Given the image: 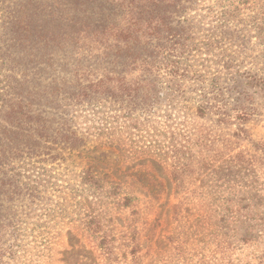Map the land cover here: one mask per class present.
Listing matches in <instances>:
<instances>
[{
  "label": "rangeland",
  "instance_id": "1",
  "mask_svg": "<svg viewBox=\"0 0 264 264\" xmlns=\"http://www.w3.org/2000/svg\"><path fill=\"white\" fill-rule=\"evenodd\" d=\"M55 1L49 0L48 12L58 11L57 17L61 11ZM7 3L0 0V19ZM189 5L184 17L192 36L214 42V59L221 52L234 56L232 68L212 62L209 69L226 89L250 94L243 102L257 110L246 127L254 140H264V86L253 76L264 75V32L258 26L264 22V0H191ZM62 26L67 29V22ZM82 64L57 66L55 76L64 78L60 105L24 97L26 107L13 120L2 109L0 264H244L251 252L263 251L264 239L244 252L239 249L241 224L218 221L222 215L211 216L210 210L214 199L245 190L247 172L230 158L250 149L251 142L239 140L234 149L216 142V147L188 150L179 144L174 148L172 137L159 135L160 148L157 134L144 122L143 129L131 128L123 111L108 122L107 114L113 113L108 103L78 96L95 78ZM28 71L36 83L35 68ZM26 73L20 69L18 76ZM188 106L165 101L157 114L230 135L231 129L218 128L214 118L196 117ZM52 127L86 140L67 149L52 145ZM30 131L42 135L36 136V149H11L9 137L17 141L24 132L26 139L34 135ZM176 155L194 160L184 177L174 176ZM90 165L96 167L93 178L85 177Z\"/></svg>",
  "mask_w": 264,
  "mask_h": 264
},
{
  "label": "trees",
  "instance_id": "2",
  "mask_svg": "<svg viewBox=\"0 0 264 264\" xmlns=\"http://www.w3.org/2000/svg\"><path fill=\"white\" fill-rule=\"evenodd\" d=\"M6 1L0 19V127L2 109L7 108L13 120L26 107L24 97L35 96L45 103L60 105L65 91L59 86L64 78L55 76L57 66L70 62L79 66L83 62L87 76L95 72V78L82 87L78 96L98 105L108 103L110 113L113 112L107 114L108 122L110 117L116 119L119 111L131 122V128L143 129L140 123L144 122L157 134L160 148L159 135L172 137L174 148L179 144L188 150L215 146L216 142L234 149L239 140L250 141V149L230 158L247 172L245 190L238 196L231 190L232 195L214 199L215 208L210 210L211 216L222 215L218 221L241 224L239 249L243 252L258 239H264V140H254L246 127L257 109L253 103L243 102L249 93L234 86L226 89L220 77L211 73L212 62H223L226 68H232L234 56L221 52L214 59V42L192 36V28L184 17L191 0H64L60 2L63 15L56 0L61 11L57 17L58 11L48 12L49 0ZM65 22L67 29L62 26ZM258 26L263 33L264 22ZM34 68L39 75L36 83L28 73ZM20 69L27 70L22 77L18 76ZM253 76L256 84L264 86V75ZM180 100L189 104L188 110L196 117L214 118L218 128L231 129L230 135L192 128L189 119L178 122L172 120L170 113L157 114L165 101L175 105ZM141 116L144 121H140ZM30 133L34 135H26V139L21 136L24 132L18 133L17 141L15 136L9 137L11 149H36V136L42 135ZM49 133L53 136L50 144L64 149L86 140L59 127H52ZM191 159L176 155L172 161L175 177L187 175L194 162ZM95 169L90 165L85 177H95ZM1 227L0 222V243ZM249 256L244 264H264V250Z\"/></svg>",
  "mask_w": 264,
  "mask_h": 264
}]
</instances>
